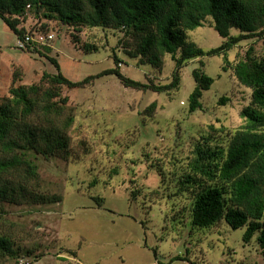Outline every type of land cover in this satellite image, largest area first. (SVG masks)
<instances>
[{"label":"rangeland","instance_id":"obj_1","mask_svg":"<svg viewBox=\"0 0 264 264\" xmlns=\"http://www.w3.org/2000/svg\"><path fill=\"white\" fill-rule=\"evenodd\" d=\"M20 26L34 34L53 32L48 54L68 79L95 76L83 87H62L75 114L67 156L36 155L38 184L26 183L33 193H56L61 200L2 206L0 230L15 246L31 251L23 257L26 264H65V259L66 264H264L255 239L242 240L243 228L231 229L225 221L192 226V196L177 184L196 143L209 137L211 144L225 145L227 133L245 124L240 112L250 102V89L236 81L222 55L202 57L201 67L214 82L202 94V108L190 113L187 97L198 59L183 66L178 89L141 91L125 87L113 74L97 75L115 67L116 56L125 76L168 83L169 56L160 70L139 66L122 46L123 34L112 28L81 26L77 31L32 14ZM187 39L203 49L223 40L210 17L188 31ZM17 44L0 19V100L9 96L15 74L29 85L56 71L43 54ZM250 44L261 51L260 40H244L228 51L227 59L240 58ZM84 45L95 49L86 51ZM153 101L156 109L147 116L144 109ZM177 255L187 259H173ZM0 264L18 263L5 258Z\"/></svg>","mask_w":264,"mask_h":264},{"label":"trees","instance_id":"obj_2","mask_svg":"<svg viewBox=\"0 0 264 264\" xmlns=\"http://www.w3.org/2000/svg\"><path fill=\"white\" fill-rule=\"evenodd\" d=\"M28 14L57 20L77 31L81 26L118 30L123 34L120 42L126 53L139 66L160 70L164 57L169 56L173 68L168 83L142 82L125 76L117 66L120 61L116 56V66L97 75L113 74L125 87L136 90H176L183 66L198 59L199 66L191 71L194 86L187 97L190 113L202 108V94L214 82L201 67L202 57H224L236 81L250 89V102L240 112L245 124L227 133L225 145L211 144L209 137L196 143L177 184L180 191L192 196V226L210 227L225 221L231 229L243 228L242 240L249 243L254 238L264 257V0H0V19L18 41L35 32L20 26ZM207 17L223 40L216 47L203 49L189 41L187 33L202 26ZM249 39L260 40L261 51L257 53L250 44L240 58L229 61L228 51ZM50 46L31 42L19 47L43 54L56 71L43 73L38 82L29 85L20 83L15 74L9 96L0 100V214L4 203L61 200L56 193H33L26 183L32 180L38 184L36 155L67 156L68 131L75 114L68 97L61 93L62 87H83L95 76L68 79L56 58L48 54ZM84 48L95 49L93 45ZM225 100L221 97L219 101ZM155 109L153 101L144 114L149 116ZM29 255V249L15 246L12 238L0 230V262L9 258L26 264L23 257ZM173 259L187 257L177 255Z\"/></svg>","mask_w":264,"mask_h":264},{"label":"built area","instance_id":"obj_3","mask_svg":"<svg viewBox=\"0 0 264 264\" xmlns=\"http://www.w3.org/2000/svg\"><path fill=\"white\" fill-rule=\"evenodd\" d=\"M55 35L52 32H39L36 34H26L24 37V40L18 41V47H25L26 44H29L31 42L37 43V44H44V45H50L51 40L53 39ZM19 264H23V261L20 260ZM150 264H157L155 262H152Z\"/></svg>","mask_w":264,"mask_h":264}]
</instances>
